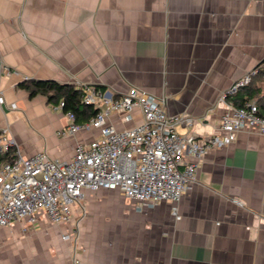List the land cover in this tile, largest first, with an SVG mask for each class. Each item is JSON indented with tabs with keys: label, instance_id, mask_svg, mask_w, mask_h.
<instances>
[{
	"label": "crops",
	"instance_id": "1",
	"mask_svg": "<svg viewBox=\"0 0 264 264\" xmlns=\"http://www.w3.org/2000/svg\"><path fill=\"white\" fill-rule=\"evenodd\" d=\"M0 61L11 69L0 75V129L23 156L71 160L99 134H59L65 112L19 87L29 78L116 98L143 88L193 119L181 134L215 135L221 94L264 67V0H0ZM254 84L264 94L258 74ZM141 121L138 108L132 122L109 119L118 129ZM81 203L69 223L0 226V264H264V134L208 151L180 218L172 201L140 209L119 189L86 190Z\"/></svg>",
	"mask_w": 264,
	"mask_h": 264
},
{
	"label": "built area",
	"instance_id": "2",
	"mask_svg": "<svg viewBox=\"0 0 264 264\" xmlns=\"http://www.w3.org/2000/svg\"><path fill=\"white\" fill-rule=\"evenodd\" d=\"M10 72L0 61V75ZM258 73L259 68L248 71L221 94L226 109L215 135L181 134L178 126L192 125L193 119L170 113L163 99L135 86L117 98L94 86L84 88V102L94 105L98 113L79 123L73 111L67 112V124L59 134L92 129L99 134L89 143L79 142L71 160L53 158L45 151L23 156L8 129H0V154L13 150L15 155L10 161H0V226L22 220L34 226L42 219L69 223L73 206L82 205L85 191L100 189H119L135 199L140 209L172 201L173 213L180 218L178 203L197 181L199 161L205 154L233 143L242 131L264 134L257 102L249 100L239 107L233 100ZM63 105L60 102L57 108ZM136 108L142 113L141 122L123 129L109 122L113 114L132 122Z\"/></svg>",
	"mask_w": 264,
	"mask_h": 264
},
{
	"label": "trees",
	"instance_id": "3",
	"mask_svg": "<svg viewBox=\"0 0 264 264\" xmlns=\"http://www.w3.org/2000/svg\"><path fill=\"white\" fill-rule=\"evenodd\" d=\"M258 76L264 80V67L260 69ZM19 87L26 90L31 98L44 95L50 103L59 104L63 102L62 110L65 114L73 111L79 123L87 122L99 111L94 105L84 102L85 89H79L74 84L61 83L55 79L29 78L22 81ZM251 99L256 100L258 112L264 117V94L261 93L260 87L255 86L254 79L249 86L242 88L233 98L239 107L244 106ZM14 157L13 150H10L0 154V161H10Z\"/></svg>",
	"mask_w": 264,
	"mask_h": 264
}]
</instances>
